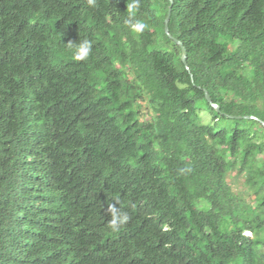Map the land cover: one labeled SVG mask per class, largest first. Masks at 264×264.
Here are the masks:
<instances>
[{"label":"trees","instance_id":"1","mask_svg":"<svg viewBox=\"0 0 264 264\" xmlns=\"http://www.w3.org/2000/svg\"><path fill=\"white\" fill-rule=\"evenodd\" d=\"M127 2L0 0V264H264V0Z\"/></svg>","mask_w":264,"mask_h":264},{"label":"clouds","instance_id":"2","mask_svg":"<svg viewBox=\"0 0 264 264\" xmlns=\"http://www.w3.org/2000/svg\"><path fill=\"white\" fill-rule=\"evenodd\" d=\"M92 0H89L91 3ZM140 0H128L127 2V18L124 20L125 26L130 32L134 34H142L149 25L136 18V14L139 9ZM92 50V43L88 40L81 41L75 50V59L84 60L86 59ZM118 203H108L105 213L110 217L107 221V227L112 232H119L120 229L125 226L130 221V216L127 211L123 210L121 207L117 206Z\"/></svg>","mask_w":264,"mask_h":264},{"label":"water","instance_id":"3","mask_svg":"<svg viewBox=\"0 0 264 264\" xmlns=\"http://www.w3.org/2000/svg\"><path fill=\"white\" fill-rule=\"evenodd\" d=\"M171 10L169 12V15H168V18L166 20V32L167 34L169 35V37L174 40L176 42V44H178L182 50H183V62L185 63L186 65V68L187 70L191 73V70L189 68V65H188V62H187V58H188V52H187V49L185 48L183 42H181L180 40H178L177 38H175L171 32H170V21H171ZM206 97H207V100L209 101V103L211 104V106L216 109L219 113L222 112L221 110V107L219 105H217L216 103H214V101L212 100L211 96L209 95L208 92H206ZM223 115H226L228 118L230 119H246V120H256L258 121L259 123L262 124V126L264 127V121L255 117V116H230V115H227V114H223Z\"/></svg>","mask_w":264,"mask_h":264},{"label":"rangeland","instance_id":"4","mask_svg":"<svg viewBox=\"0 0 264 264\" xmlns=\"http://www.w3.org/2000/svg\"><path fill=\"white\" fill-rule=\"evenodd\" d=\"M204 119L206 122H209V121H211V116L208 114V116H204ZM248 235H250V234L248 233Z\"/></svg>","mask_w":264,"mask_h":264},{"label":"bare ground","instance_id":"5","mask_svg":"<svg viewBox=\"0 0 264 264\" xmlns=\"http://www.w3.org/2000/svg\"><path fill=\"white\" fill-rule=\"evenodd\" d=\"M17 250V249H16Z\"/></svg>","mask_w":264,"mask_h":264}]
</instances>
